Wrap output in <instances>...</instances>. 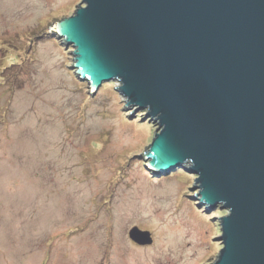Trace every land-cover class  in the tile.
<instances>
[{"label": "rangeland", "instance_id": "rangeland-1", "mask_svg": "<svg viewBox=\"0 0 264 264\" xmlns=\"http://www.w3.org/2000/svg\"><path fill=\"white\" fill-rule=\"evenodd\" d=\"M80 3L0 0V264H213L226 211L199 207L186 170H147L156 125L119 82L90 93L72 71L51 28Z\"/></svg>", "mask_w": 264, "mask_h": 264}, {"label": "water", "instance_id": "water-1", "mask_svg": "<svg viewBox=\"0 0 264 264\" xmlns=\"http://www.w3.org/2000/svg\"><path fill=\"white\" fill-rule=\"evenodd\" d=\"M51 29L90 93L119 82L156 125L147 170H186L199 207L226 211L213 264H264V0H81Z\"/></svg>", "mask_w": 264, "mask_h": 264}, {"label": "clouds", "instance_id": "clouds-1", "mask_svg": "<svg viewBox=\"0 0 264 264\" xmlns=\"http://www.w3.org/2000/svg\"><path fill=\"white\" fill-rule=\"evenodd\" d=\"M145 113V111H143Z\"/></svg>", "mask_w": 264, "mask_h": 264}, {"label": "trees", "instance_id": "trees-1", "mask_svg": "<svg viewBox=\"0 0 264 264\" xmlns=\"http://www.w3.org/2000/svg\"><path fill=\"white\" fill-rule=\"evenodd\" d=\"M140 117H142V115Z\"/></svg>", "mask_w": 264, "mask_h": 264}]
</instances>
